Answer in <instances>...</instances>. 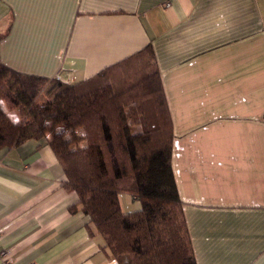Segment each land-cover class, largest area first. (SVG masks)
<instances>
[{"label": "crops", "instance_id": "0c3cea01", "mask_svg": "<svg viewBox=\"0 0 264 264\" xmlns=\"http://www.w3.org/2000/svg\"><path fill=\"white\" fill-rule=\"evenodd\" d=\"M5 33L3 63L69 83L151 43L197 263L264 264V0H0ZM24 117L23 142L0 149V264H118L70 210L78 196L47 139L31 136L34 104Z\"/></svg>", "mask_w": 264, "mask_h": 264}, {"label": "trees", "instance_id": "16d2710c", "mask_svg": "<svg viewBox=\"0 0 264 264\" xmlns=\"http://www.w3.org/2000/svg\"><path fill=\"white\" fill-rule=\"evenodd\" d=\"M55 82L53 99L36 102ZM0 102V149L23 142L24 116L34 104L38 120L31 136L47 139L65 172V189L78 196L70 210L89 216V233L102 236L110 258L118 264H198L172 166L173 121L151 43L77 83L16 71L0 57ZM3 104L20 110V125L10 122ZM57 126L70 130V142L56 134ZM122 193L141 208L123 212Z\"/></svg>", "mask_w": 264, "mask_h": 264}, {"label": "clouds", "instance_id": "9594fccd", "mask_svg": "<svg viewBox=\"0 0 264 264\" xmlns=\"http://www.w3.org/2000/svg\"><path fill=\"white\" fill-rule=\"evenodd\" d=\"M0 103H2V102H0ZM4 111H5V114L8 116L10 122H11L14 126H18V125H20V123H21V118H20L19 115L8 112L6 108L4 109ZM46 124H47V122H46ZM55 132H56L57 135L62 136V138H63L66 142H70V141H71V132H70V130L64 128L63 126H57V127L55 128ZM48 138L51 139V136H49ZM80 147H81V148H84L85 145L82 144Z\"/></svg>", "mask_w": 264, "mask_h": 264}, {"label": "rangeland", "instance_id": "374dc122", "mask_svg": "<svg viewBox=\"0 0 264 264\" xmlns=\"http://www.w3.org/2000/svg\"><path fill=\"white\" fill-rule=\"evenodd\" d=\"M4 107H5V105H4ZM121 195H122V210H123V212H130V211L141 208L140 201L134 199L130 193H122Z\"/></svg>", "mask_w": 264, "mask_h": 264}, {"label": "built area", "instance_id": "2783aa9c", "mask_svg": "<svg viewBox=\"0 0 264 264\" xmlns=\"http://www.w3.org/2000/svg\"><path fill=\"white\" fill-rule=\"evenodd\" d=\"M6 254H7V250H2V251L0 252V256H6Z\"/></svg>", "mask_w": 264, "mask_h": 264}]
</instances>
